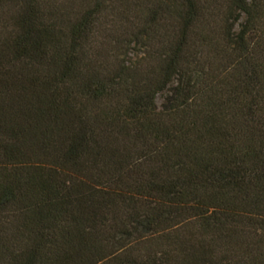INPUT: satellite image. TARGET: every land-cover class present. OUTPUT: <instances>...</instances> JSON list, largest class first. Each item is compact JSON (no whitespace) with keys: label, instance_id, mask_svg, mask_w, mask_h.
I'll return each instance as SVG.
<instances>
[{"label":"trees","instance_id":"1","mask_svg":"<svg viewBox=\"0 0 264 264\" xmlns=\"http://www.w3.org/2000/svg\"><path fill=\"white\" fill-rule=\"evenodd\" d=\"M0 264H264V0H0Z\"/></svg>","mask_w":264,"mask_h":264},{"label":"rangeland","instance_id":"2","mask_svg":"<svg viewBox=\"0 0 264 264\" xmlns=\"http://www.w3.org/2000/svg\"><path fill=\"white\" fill-rule=\"evenodd\" d=\"M159 103H160V98H157V99L154 100V104H155V106H158Z\"/></svg>","mask_w":264,"mask_h":264}]
</instances>
